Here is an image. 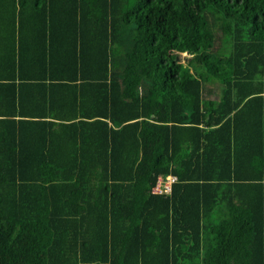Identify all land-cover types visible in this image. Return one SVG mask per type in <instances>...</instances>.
<instances>
[{
  "label": "trees",
  "instance_id": "16d2710c",
  "mask_svg": "<svg viewBox=\"0 0 264 264\" xmlns=\"http://www.w3.org/2000/svg\"><path fill=\"white\" fill-rule=\"evenodd\" d=\"M0 264H264V0H0Z\"/></svg>",
  "mask_w": 264,
  "mask_h": 264
},
{
  "label": "built area",
  "instance_id": "2783aa9c",
  "mask_svg": "<svg viewBox=\"0 0 264 264\" xmlns=\"http://www.w3.org/2000/svg\"><path fill=\"white\" fill-rule=\"evenodd\" d=\"M176 177L169 175L166 179L159 178L156 186L152 189L153 194L161 195L164 193H170L173 183L176 182Z\"/></svg>",
  "mask_w": 264,
  "mask_h": 264
},
{
  "label": "rangeland",
  "instance_id": "374dc122",
  "mask_svg": "<svg viewBox=\"0 0 264 264\" xmlns=\"http://www.w3.org/2000/svg\"><path fill=\"white\" fill-rule=\"evenodd\" d=\"M179 59H180V61H182V63H186L187 60H188V58H187L186 55H181V56H179Z\"/></svg>",
  "mask_w": 264,
  "mask_h": 264
},
{
  "label": "crops",
  "instance_id": "0c3cea01",
  "mask_svg": "<svg viewBox=\"0 0 264 264\" xmlns=\"http://www.w3.org/2000/svg\"><path fill=\"white\" fill-rule=\"evenodd\" d=\"M63 7L60 6V9H62Z\"/></svg>",
  "mask_w": 264,
  "mask_h": 264
},
{
  "label": "bare ground",
  "instance_id": "6f19581e",
  "mask_svg": "<svg viewBox=\"0 0 264 264\" xmlns=\"http://www.w3.org/2000/svg\"><path fill=\"white\" fill-rule=\"evenodd\" d=\"M174 185V184H173Z\"/></svg>",
  "mask_w": 264,
  "mask_h": 264
}]
</instances>
